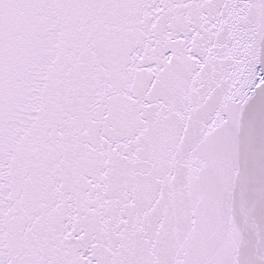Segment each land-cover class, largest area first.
<instances>
[{"label":"snow or ice","instance_id":"1","mask_svg":"<svg viewBox=\"0 0 264 264\" xmlns=\"http://www.w3.org/2000/svg\"><path fill=\"white\" fill-rule=\"evenodd\" d=\"M0 264H264V0H0Z\"/></svg>","mask_w":264,"mask_h":264}]
</instances>
